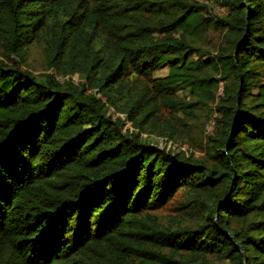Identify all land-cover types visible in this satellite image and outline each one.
<instances>
[{
    "label": "trees",
    "instance_id": "1",
    "mask_svg": "<svg viewBox=\"0 0 264 264\" xmlns=\"http://www.w3.org/2000/svg\"><path fill=\"white\" fill-rule=\"evenodd\" d=\"M221 1L210 51L198 0H0V264H264V0Z\"/></svg>",
    "mask_w": 264,
    "mask_h": 264
},
{
    "label": "rangeland",
    "instance_id": "2",
    "mask_svg": "<svg viewBox=\"0 0 264 264\" xmlns=\"http://www.w3.org/2000/svg\"><path fill=\"white\" fill-rule=\"evenodd\" d=\"M199 2L203 3L204 6L208 9L207 17L211 18L213 21L218 22L216 26L212 27L209 32L207 33L204 41V46L211 50L216 51L219 41L221 39V34L216 31L217 26L219 25V20L226 15V8L222 6L221 0H198ZM43 62V52L42 48L39 45L32 46L27 52V63L35 70V72L40 71V67H42ZM166 70H162L160 75H165ZM221 91V87L219 86L218 92ZM181 96V94H179ZM161 118L168 120L170 119V114L167 111H161ZM214 119V116L212 117ZM212 118H209L208 112L203 111L200 112L198 115V119L196 120L195 124L185 123L179 124V129L184 132V138L182 142V146L180 151L185 156L192 155L193 158H204L205 157V150L203 146L206 144V136L211 132L213 128V121ZM178 123V122H176ZM129 126L126 125V128ZM209 136V135H208ZM201 145V146H200ZM182 201L179 195L175 197L174 202L169 203L165 208L156 211V213L164 223L171 222L173 218H177L179 214L187 219L186 221L182 220V225H190L192 224L188 217L183 216L180 211L178 212L176 208H178V204ZM179 213V214H178ZM179 223V222H178ZM181 224V223H179Z\"/></svg>",
    "mask_w": 264,
    "mask_h": 264
}]
</instances>
